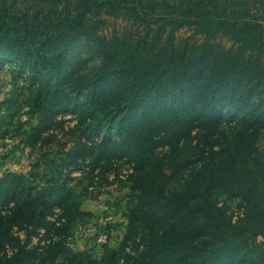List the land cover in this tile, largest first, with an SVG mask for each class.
<instances>
[{
  "label": "trees",
  "instance_id": "16d2710c",
  "mask_svg": "<svg viewBox=\"0 0 264 264\" xmlns=\"http://www.w3.org/2000/svg\"><path fill=\"white\" fill-rule=\"evenodd\" d=\"M182 29L190 34L178 37ZM219 35L230 45L213 40ZM75 40L92 44V57L68 61ZM9 58L37 81L36 111L52 106L36 135L73 110L86 127L108 124L119 133L98 143L99 159L125 157L136 168L137 199L126 211L131 252L123 258L102 245V264H260L244 234L262 224L264 163L245 170L213 147L226 108L241 113L246 130L264 125V0H0V59ZM94 146L77 140L45 169L5 173L0 264L78 258L58 241L42 252L29 241L40 228L65 234L89 214L80 208L89 191L62 172L86 161ZM189 166H198V182L165 190L160 175ZM214 189L240 197L244 217L226 222L209 202Z\"/></svg>",
  "mask_w": 264,
  "mask_h": 264
},
{
  "label": "rangeland",
  "instance_id": "374dc122",
  "mask_svg": "<svg viewBox=\"0 0 264 264\" xmlns=\"http://www.w3.org/2000/svg\"><path fill=\"white\" fill-rule=\"evenodd\" d=\"M188 34V30L182 29L177 36ZM213 40L230 45V39L225 36L219 35ZM93 52V45L85 40H75L66 48L68 61L92 57ZM28 71L29 68L22 66L18 60L0 59V184L8 171L29 174L38 170L42 163H45L42 165L44 169L47 165H53L54 153L70 149L77 140L95 143L92 156H88L79 166L65 165L62 172L63 175L69 172L68 176L72 177L71 184L80 189L86 187V191H89V195L85 196L80 204V208L89 214L81 217L79 224L65 234L57 235L55 228L50 232L40 228L39 233L30 238L29 246L42 252V249L49 248V245L58 241L63 250L70 249L78 253V258L73 259V264H102L101 257L105 255L102 245L118 248L119 255L124 258L128 255L126 252H131V238H126L130 228L126 211L137 199L136 168L125 157L108 159L104 156L99 159L101 147L98 144L105 137L119 139V133L108 124L102 129L86 127L87 123L81 122L73 110H67L57 114L56 122L53 124V121H49L43 131L36 135L35 128L39 119L47 116L52 106H43L36 111L33 93L38 83L30 77ZM81 99L78 97L76 104L82 102ZM241 118V113L235 108L224 110L222 124L216 129L215 139L218 143L213 149L223 147L225 155L228 158L233 157L237 165L245 170L253 169L264 163V125L254 130H246L240 123ZM237 139L243 141L239 146L235 144ZM167 150V147H162L161 152ZM215 154L219 155L220 150ZM91 157L94 162L89 168ZM93 164H96V167L91 170ZM193 167L177 171L168 169L165 175H160V178L164 179L165 190L181 191L187 184L198 182L196 177L200 174L197 170L199 168ZM88 168L90 173H86ZM209 202L220 209L226 222H237L244 214V203L240 197L221 189L210 191ZM261 209L262 224L257 228L253 226L252 231L249 230L244 235L245 242L250 243L246 249L256 248V257L260 264H264V198ZM54 218L56 215L53 212L49 219ZM101 233H107V240L97 243L96 238ZM19 235L24 237L23 231ZM125 243L129 244L126 249L122 246ZM57 249H60V245ZM60 259L61 257L57 256L53 264H57ZM107 260L105 258L104 262ZM109 262L116 263L110 258Z\"/></svg>",
  "mask_w": 264,
  "mask_h": 264
},
{
  "label": "built area",
  "instance_id": "2783aa9c",
  "mask_svg": "<svg viewBox=\"0 0 264 264\" xmlns=\"http://www.w3.org/2000/svg\"><path fill=\"white\" fill-rule=\"evenodd\" d=\"M107 240V233H101L99 236H97L96 238V242L97 243H100V242H103V241H106Z\"/></svg>",
  "mask_w": 264,
  "mask_h": 264
}]
</instances>
